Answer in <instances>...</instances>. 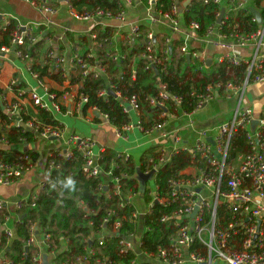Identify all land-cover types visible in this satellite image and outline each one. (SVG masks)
Here are the masks:
<instances>
[{"label":"built area","instance_id":"1","mask_svg":"<svg viewBox=\"0 0 264 264\" xmlns=\"http://www.w3.org/2000/svg\"><path fill=\"white\" fill-rule=\"evenodd\" d=\"M38 7L46 16L44 24H17V28L9 37L8 45L0 42V71L6 55L13 54L20 59L26 70L33 77L36 87L20 88V80L12 78L8 83V91L14 96L10 99L0 90V103L5 114L12 122V126L21 127L31 131L35 139L58 140L60 144L48 155L49 178L43 182L37 193L18 200H0V264H15L11 258L10 247L15 240L20 238L23 248L32 255L31 264H43L40 250L43 248L51 258L50 264H92L89 257L102 249L108 237L119 236L120 251L122 254L134 255L129 264H264V111L256 117L251 108L243 107V98L246 90L254 84H264V54L261 47L264 44V23L251 34H224L222 25L228 19L226 11L220 23L208 28L206 33L199 35L200 25L191 22L186 26V34L182 41L181 53L194 65H198L200 71H204L208 62L204 54L198 53L188 47L193 39L207 40L213 45L227 48V52L219 56L217 62H227L232 66H244L246 77L242 84L236 85L232 81L226 84L208 85L204 92H193L197 105L192 112L181 110L183 98L169 94L165 86L161 85L159 96L150 100L152 107L162 109L161 118L164 122L155 124L146 129L140 123V107L136 97L123 98L113 84L108 65L100 60L97 51L106 49V57L114 62L123 64L126 56L116 46V34L107 38H99L98 28L108 27V21L116 20L121 25H128L129 32L123 35L124 42L132 44L143 33L139 24L129 23L127 6H132L135 0H119L121 10L113 13L109 10L97 7L90 13H79L72 5L71 0H60L64 3L68 15L80 22H91L94 28L89 32V42L85 51L75 50L71 55H65L59 50L51 49L41 58L44 66H49V71L59 75L60 90H53L48 78L42 77L40 72L34 70L31 55L26 51L27 46L39 42L43 33L49 32V27L54 24L52 16L58 13L48 0H25ZM145 3L144 0H137ZM158 0H148L146 4L155 8L170 27L171 33L183 32L180 23L177 0H172L169 11L163 12L158 8ZM223 0H214L222 8ZM208 4L209 0L204 1ZM236 7L235 10L240 9ZM219 14L218 19L220 18ZM0 27L10 25L15 19L0 14ZM152 21H154L152 19ZM41 30V31H40ZM39 32V34H37ZM2 41V39H0ZM167 45L173 43L171 36L165 40ZM146 50L141 58L148 62L149 67H157L170 61L168 52L160 58L157 54V42L153 32L146 34ZM253 45L256 52L251 57H242L236 52L237 48H246ZM165 69V67H164ZM163 69V70H164ZM122 74L127 71L122 68ZM104 79L106 81L97 95L108 99L113 96L127 113L131 120L136 118V127L142 134V138L151 137L155 133H162L164 139L171 138L173 143L166 144L158 152L157 161L153 158L147 160L144 175H153L144 186L140 183V190L129 191L123 195L121 178L115 176L113 171L119 168L115 159L111 161L110 168L106 170L102 161L109 153L106 148L97 150L98 143L80 134H71L65 137V130L57 115H79L91 112L92 116L100 117L105 124H110L109 115L101 112L97 106H91L85 110L89 103V96L78 94L72 85L74 77L87 79ZM133 80H136V70L131 72ZM54 81V80H53ZM56 82V81H55ZM57 83V82H56ZM218 95L232 98L236 97L238 105L233 112L230 121L220 124L212 129L197 130L194 115L201 112ZM26 97L35 107L49 113L56 121L55 125H43L36 119L25 120L23 115L28 114L27 105L22 101ZM173 102L178 113L169 111L166 101ZM26 102V101H25ZM183 120L179 126L172 130H166L170 120ZM186 120V121H184ZM91 122V119L89 120ZM257 125L252 129L253 123ZM113 126V125H112ZM114 127L117 139L124 143L130 142V132L134 129L132 121L123 127ZM245 133L247 152L239 155L235 161H230V147L232 141L240 133ZM190 133V134H189ZM193 138V139H192ZM192 140V144L189 142ZM212 140V142H210ZM10 146L8 138L0 135V151ZM136 148H141L138 141ZM188 154L194 164L185 169L183 176L169 182V192L162 195L156 181L159 170L171 163L179 153ZM76 153L82 158L81 170L91 178H101V194L107 200H118L117 206L125 208L131 206L133 212L130 221L134 224L133 231H122L123 219L117 218L116 210L109 208L105 211L102 220V231L96 237L95 248L87 250V256L79 257L74 262H62L59 254L67 250V240L61 239L59 250L52 246L53 235L49 230L42 229L39 220L36 219L27 230L28 236L21 238L19 230L24 223L27 211L38 208V200L41 194L55 192L63 194V185L53 178V174L63 170L64 163L74 160ZM118 158L128 160L131 157L129 150L113 152ZM200 162L204 166H200ZM34 168L33 156L29 152H22L18 162L6 163L0 159V187L9 188L17 184L23 176ZM138 174V173H137ZM123 178L130 179L127 174ZM139 178V177H138ZM64 195V194H63ZM141 202V205H140ZM61 206L62 203L58 202ZM155 205L177 208L170 215H164L159 220L169 228L167 245L160 246L156 251H147L142 248L143 238L152 231L147 225L145 216L151 215ZM12 207L17 216L15 225H11V216L7 209ZM81 208L91 214L87 204L81 203ZM93 214V212H92ZM89 227L93 226L91 222ZM11 252V251H10ZM94 264H109L107 259H98ZM124 264V263H120Z\"/></svg>","mask_w":264,"mask_h":264},{"label":"trees","instance_id":"2","mask_svg":"<svg viewBox=\"0 0 264 264\" xmlns=\"http://www.w3.org/2000/svg\"><path fill=\"white\" fill-rule=\"evenodd\" d=\"M145 3L148 0H144ZM205 0H192L184 13V20L186 24L197 22L200 25L199 35L203 36L209 27L217 24L218 16L222 12L220 5L216 4L214 0H209L205 4ZM72 5L79 13H90L97 7L109 10L114 14L121 10L119 0H71ZM158 8L163 12H167L172 7V0H158ZM236 5L231 6L230 12H227L228 19L224 20L222 25V32L224 34H232L237 32L239 34H251L258 30V23L247 9H237ZM17 21L12 20L10 25L4 28L0 27L1 45H8L9 37L17 28ZM148 29L141 27L142 35L135 39L130 45L125 41L121 42L119 50L126 56L123 64L114 62L106 57V49L97 51L98 58L104 61L109 67V73L113 77L112 82L116 85L117 90L123 98L131 99L136 97L140 107V123L146 129L152 128L155 124L164 122L161 118L162 109L159 107H152L150 100L153 97H158L161 85L165 86L167 92L173 96L183 98L181 110L185 112H192L197 100L193 92H204L208 85L226 84L232 81L236 85L242 84L246 77V68L244 66H232L227 62L215 63L204 71H200L198 65H194L192 61L187 59L182 53V42L175 41L171 45H167L166 38L156 37L157 54L160 58L168 52L170 56L169 62H164L157 67H149L148 62L141 58V55L146 50V34ZM41 31V30H40ZM99 38H107L113 36L115 32L112 28H98ZM39 34V32H37ZM47 35L43 33L42 40L35 45L27 46L26 51L30 53L31 60L34 64V70L40 72L42 77H46L56 82H61L59 75H55L49 71V66L42 64V53L45 50V42ZM165 67V69H164ZM124 68L126 74H122ZM135 69L137 76L136 80L132 79L131 72ZM164 69V70H163ZM104 79H95L88 77L82 79L81 77H74L72 85L78 94H85L89 96V103L85 106L87 110L91 106H97L101 112L109 115L110 122L115 127H123L131 122L130 116L125 113L119 102L110 96L108 99L100 98L97 92L105 86ZM26 101L28 114H24L25 120L36 119L43 125H55L56 121L53 117L39 108L35 107L29 100L24 97ZM166 105L171 113H178L175 110L173 102L166 101ZM0 135H5L8 138L10 146L0 151V159L6 163L18 162V158L23 151H20V146L23 144H30L35 141L36 137L33 132L25 130L21 127L12 126V122L5 114L3 106L0 103ZM247 152V142L245 133L240 132L232 141L230 147V161H235L237 156L245 155ZM118 154L109 152L105 155L102 163L106 170L110 168L111 161L115 159L119 164V168L114 169L115 176L121 178V185L123 195L126 196L129 191L140 190V181L138 179V168L142 172L145 171L147 160L153 158L157 161L159 153L156 149L149 150L141 158V164L131 156L127 161L119 159ZM82 158L78 153L74 160L64 163V168L58 173L53 174V178L63 185L64 197L60 194L51 192L49 194H41L38 200V208L36 210L27 211L24 223L19 230V236L25 238L29 232L27 230L36 219L39 220L42 229L49 230L53 235L52 246L55 250L61 248V239L67 240V250L59 254V260L62 262H74L79 257L87 256V250L93 249L97 246L96 237L102 231V220L105 216V211L109 208L116 210L117 218L123 219L122 231H133L134 224L130 221L133 208L126 206L119 208L117 206L118 200H107L102 194L103 189L100 188L101 178H91L87 176L82 170ZM194 164L192 158L185 153L177 154L173 161L163 166L156 176V181L159 186L160 193L166 195L169 192V182L173 179L183 176L186 168ZM200 166H204L200 162ZM127 174L131 178H123ZM58 202L62 205L59 206ZM81 203L87 204L91 214H88L80 206ZM177 208V205L170 207L155 205L153 212L149 216H145L147 225L152 228L143 238L142 248L147 251H156L160 246L167 245V236L170 230L164 224L160 223V219L164 215H170ZM93 212V214H92ZM93 223L89 227L88 224ZM121 237H108L106 245L98 250L95 255L89 257L92 264L98 259H107L109 264H129L134 255L122 254L120 251L119 241ZM11 251V252H10ZM11 258L15 264H31L32 255L28 254L23 248V242L18 238L10 247Z\"/></svg>","mask_w":264,"mask_h":264},{"label":"crops","instance_id":"3","mask_svg":"<svg viewBox=\"0 0 264 264\" xmlns=\"http://www.w3.org/2000/svg\"><path fill=\"white\" fill-rule=\"evenodd\" d=\"M48 1L58 9V13L52 16L54 24L49 27V32L46 34L47 40L45 42V50L42 53V57L51 49L59 50L65 55H71L75 50L85 51L89 45L88 34L91 29L94 28V25L91 22H80L72 19L68 15L62 1ZM188 2L189 0H177L178 11L181 15L180 23L183 30L180 34L171 33L169 24L161 18V15L156 12L155 8L149 7L148 4L140 3L137 0H135L132 6L126 7L128 22L137 23L141 27L144 26L148 29V32H153L155 37L166 38L167 36H171L173 42H182L187 32L184 13L187 9L186 5ZM236 4L237 7L242 4L240 9H247L258 23L259 27L264 23V0H223L222 11L225 10L227 14L228 11L230 12L231 6ZM252 9L260 14L262 19L261 24L258 22L255 15L252 14ZM0 14L10 16L20 24H44L46 18L45 14L38 7L31 5L25 0H0ZM152 19L154 21H152ZM107 24L108 27H112V29L115 30L116 46L119 48L121 42L124 43L123 35L129 32L130 27H128V25H121L116 20L108 21ZM188 47L198 53L204 54L207 62H210L208 67L217 63L219 56L228 51L227 48L215 46L210 41L193 38L189 41ZM236 52L242 57H251L256 52V48L253 45L246 48L236 47ZM260 52L264 54V44ZM14 77L20 80V88L36 87L33 77L26 70L23 62L13 54L6 55L0 71V90L3 91L4 94H7L10 99H13L14 96L8 91V83ZM48 83L53 90L59 91L61 89L58 82L56 83L48 79ZM22 103L24 106L27 104L25 101H22ZM237 105L238 100L236 97L228 99L223 95H218L216 99L208 104L201 112L194 115L196 129L199 131L212 129L222 123L230 121ZM242 106L244 108H251L255 116L259 117L264 111V84L251 85L245 92ZM57 118L64 127L66 138H69L71 134H80L94 139L98 143L97 150L101 147L106 148L108 152H123L129 150V153L133 156L135 161H137L138 165L141 164V158L147 151L156 149V152H159L164 145L173 143L171 138H162L161 132L155 133L151 137H146V139L142 138V134L136 127V118L131 120L132 124H134V129L130 132L131 139L129 143H124L117 139L114 133V127L110 124H105L100 117L96 118L92 116L91 112L76 116L61 114L57 115ZM90 119L91 122L89 121ZM182 121V119L170 120L165 131L175 129ZM137 141L142 144L141 148L135 147ZM189 143L192 144V140ZM59 144L60 141L58 140H44L38 138L30 144L21 145L20 151H26L32 154L34 168L27 172L14 186L9 188L0 187V200L14 201L37 193L39 186L49 178L47 169L48 155ZM7 212L12 219L11 225H15L17 216L15 210L10 206ZM0 237H2L1 231ZM40 253L43 257V264L45 255L48 257V262L50 263L51 258L44 248L40 250Z\"/></svg>","mask_w":264,"mask_h":264},{"label":"water","instance_id":"4","mask_svg":"<svg viewBox=\"0 0 264 264\" xmlns=\"http://www.w3.org/2000/svg\"><path fill=\"white\" fill-rule=\"evenodd\" d=\"M62 1H63V0H62ZM191 1H192V0H189L188 4L186 5V8H188V6L190 5ZM251 11H252V14L255 15V17L257 18L258 22L261 24V23H262V19H261L260 14H258L257 11H255L254 9H252ZM224 12H225V11L223 10V11H222V14L220 15V18L218 19V23L221 22ZM0 19H1V16H0ZM209 64H210V62H208V65H209ZM113 96H114V95H113ZM256 125H257V122H254V123H253V126H252V129H254ZM210 142H212V140H210ZM143 176H145L147 179H146V178L143 179ZM152 176H153V175H148V176H146V175H144L140 170H138V177H139L138 179H139L140 183H141L143 186H144V184L146 183V181H148L149 179L152 178ZM60 196H61V197H64L63 194H61ZM44 264H50V263L48 262V257H47L46 255L44 256Z\"/></svg>","mask_w":264,"mask_h":264},{"label":"rangeland","instance_id":"5","mask_svg":"<svg viewBox=\"0 0 264 264\" xmlns=\"http://www.w3.org/2000/svg\"><path fill=\"white\" fill-rule=\"evenodd\" d=\"M71 129V128H70ZM146 177L145 176H143V179H145ZM147 179V178H146Z\"/></svg>","mask_w":264,"mask_h":264}]
</instances>
